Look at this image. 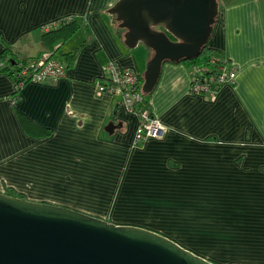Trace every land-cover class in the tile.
Returning a JSON list of instances; mask_svg holds the SVG:
<instances>
[{"label": "crops", "instance_id": "obj_1", "mask_svg": "<svg viewBox=\"0 0 264 264\" xmlns=\"http://www.w3.org/2000/svg\"><path fill=\"white\" fill-rule=\"evenodd\" d=\"M117 1L0 0V54H48L45 25L80 23L56 81L16 92L15 63L0 60V191L172 235L216 264H264V0H219L208 45L237 73L214 99L190 91L185 62L163 63L146 98L165 133L138 145L137 115L97 88L110 60L143 76L153 55L125 44Z\"/></svg>", "mask_w": 264, "mask_h": 264}, {"label": "water", "instance_id": "obj_2", "mask_svg": "<svg viewBox=\"0 0 264 264\" xmlns=\"http://www.w3.org/2000/svg\"><path fill=\"white\" fill-rule=\"evenodd\" d=\"M109 10L125 44L153 50L142 90L166 61L197 57L209 42L217 0H118ZM0 264H216L153 230L0 191Z\"/></svg>", "mask_w": 264, "mask_h": 264}, {"label": "built area", "instance_id": "obj_3", "mask_svg": "<svg viewBox=\"0 0 264 264\" xmlns=\"http://www.w3.org/2000/svg\"><path fill=\"white\" fill-rule=\"evenodd\" d=\"M72 17L67 16L55 20L43 28L49 30L63 24ZM211 63L218 64L217 73L213 76H203L199 67L191 68L192 93L206 95L214 99L218 93L216 87L235 83L237 67L221 53H214ZM66 62L56 55L40 54L27 61L19 62L13 72L16 88L29 81H56L66 73ZM105 76L97 81L99 91H107L121 97L125 108L137 115L138 126L134 136V145L150 138H161L165 127L158 116L152 113L146 93L142 90L140 74L132 67L121 66L110 60L104 67Z\"/></svg>", "mask_w": 264, "mask_h": 264}, {"label": "trees", "instance_id": "obj_4", "mask_svg": "<svg viewBox=\"0 0 264 264\" xmlns=\"http://www.w3.org/2000/svg\"><path fill=\"white\" fill-rule=\"evenodd\" d=\"M79 25H80V23L72 17L70 20L63 22V24H61L58 27L43 31V33L41 35V42H42V45H43L45 51L49 55H56V50L58 49L60 44L62 42H64L65 40H67L77 30ZM76 51L73 53L68 52L65 54H60V55H58V57L61 58L63 61H65L66 65L69 66L72 62V58H74L76 55ZM214 53H219V52L216 49L210 47L207 43L206 45L203 46V48L201 49V51L197 57H194L192 59H181L180 61H177V62H185L190 68L199 67L201 69L203 76H213L217 73V69H218L217 63H215V64L211 63V58L214 55ZM42 54H44V53H42ZM4 58H10V60L15 63L13 68L12 67L9 68L11 73H13L15 71L16 66L18 65L19 62L27 61V60L31 59V58L27 59V58L17 57V55L11 50L10 46H6L5 49L3 50V52L0 54V60L4 59ZM172 62H176V61H172ZM140 82H141V84H143V76L142 75L140 76ZM20 87L16 88V92H18ZM220 88L221 87H216V85L214 86L215 90L219 91ZM151 93H152V91L150 93H147V95H150ZM18 115H19V119H20L21 123L26 128L27 127V119L21 113H18ZM39 133L49 134L50 131H49V129H44V131L39 132ZM9 190L10 189H7L5 191V193L22 197L21 194L16 193L13 190L12 191L14 192V194L9 193L8 192Z\"/></svg>", "mask_w": 264, "mask_h": 264}, {"label": "rangeland", "instance_id": "obj_5", "mask_svg": "<svg viewBox=\"0 0 264 264\" xmlns=\"http://www.w3.org/2000/svg\"><path fill=\"white\" fill-rule=\"evenodd\" d=\"M218 2H219V0H217ZM222 1V0H221ZM140 45V47H142V45L143 44H139ZM68 46V44H66V47ZM146 96H147V94H146ZM9 193H12V194H14V192L10 189L9 191H8ZM82 212V211H81ZM88 214V213H87ZM89 215H91V214H89ZM92 216H94V215H92ZM96 217V216H95ZM107 220V219H106ZM108 221V220H107ZM110 222H112V221H110ZM128 225H130V224H128ZM137 226V225H136ZM140 227H144V226H140ZM144 228H147V229H150V228H148V227H144ZM150 230H153V229H150ZM154 231V230H153ZM155 232H157V231H155ZM159 233V232H158ZM162 234V233H161ZM162 235H164V236H166V237H168V238H170V239H172L173 240V236L172 235H169V234H162ZM175 241V240H174ZM181 245V244H180ZM191 251H193V250H191ZM193 252H195V253H197V250H194ZM197 254H199V253H197ZM210 260V259H209Z\"/></svg>", "mask_w": 264, "mask_h": 264}]
</instances>
